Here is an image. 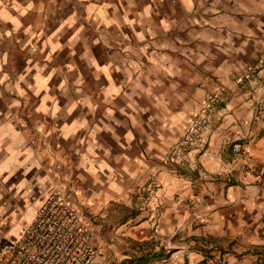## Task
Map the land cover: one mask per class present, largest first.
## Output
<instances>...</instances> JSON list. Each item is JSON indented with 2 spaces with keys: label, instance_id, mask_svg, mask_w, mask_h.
Returning <instances> with one entry per match:
<instances>
[{
  "label": "crops",
  "instance_id": "crops-1",
  "mask_svg": "<svg viewBox=\"0 0 264 264\" xmlns=\"http://www.w3.org/2000/svg\"><path fill=\"white\" fill-rule=\"evenodd\" d=\"M263 61L264 0H0V241L63 182L93 264L130 258L122 239L167 243L154 264H264ZM217 86L219 119L174 157Z\"/></svg>",
  "mask_w": 264,
  "mask_h": 264
},
{
  "label": "built area",
  "instance_id": "built-area-1",
  "mask_svg": "<svg viewBox=\"0 0 264 264\" xmlns=\"http://www.w3.org/2000/svg\"><path fill=\"white\" fill-rule=\"evenodd\" d=\"M255 72L254 67L247 69L238 82L243 84ZM223 96V87L213 89L191 114L176 143L174 157L182 158L199 147L207 127L218 118ZM231 150L235 154L243 152L239 142L232 143ZM73 187L63 182L51 186L48 197L22 234L0 241V264H93L91 239L95 230L72 198L76 196Z\"/></svg>",
  "mask_w": 264,
  "mask_h": 264
},
{
  "label": "rangeland",
  "instance_id": "rangeland-1",
  "mask_svg": "<svg viewBox=\"0 0 264 264\" xmlns=\"http://www.w3.org/2000/svg\"><path fill=\"white\" fill-rule=\"evenodd\" d=\"M218 87H221V86H217L215 88H218ZM211 92H212V90L209 93H211ZM224 98H225V91H224L223 100L220 102V104L218 106L219 112L221 111V103L224 101ZM219 117H220V114L218 113L217 120L219 119ZM118 237H120V236H118ZM192 246H193V244H191V247ZM115 247H116V251L118 252V254L124 253V254H127L130 258L118 255V256H116V259L114 258V260H111L109 264H139V263H141L138 261L139 259L146 260L144 263H141V264H154L153 261L155 259L157 260V258L165 256L163 254H165L166 251L170 249L169 245L167 243H165V244H162V246H159V245L151 246L150 247L151 250H146V248H147L146 245H140L137 243L135 244V242H131L129 240H124V239L120 240L119 245L117 244V245H115ZM122 251H124V252L122 253ZM130 251H134L135 256H133L131 253H129ZM160 254H162V255H160ZM147 255H149V257H147ZM120 259H122V260H120ZM134 259H137V260H136V262L132 263V261Z\"/></svg>",
  "mask_w": 264,
  "mask_h": 264
},
{
  "label": "trees",
  "instance_id": "trees-1",
  "mask_svg": "<svg viewBox=\"0 0 264 264\" xmlns=\"http://www.w3.org/2000/svg\"><path fill=\"white\" fill-rule=\"evenodd\" d=\"M136 260H137V259H136ZM138 261L141 262V263H144L146 260H144V259H139ZM141 263H139V264H141Z\"/></svg>",
  "mask_w": 264,
  "mask_h": 264
}]
</instances>
